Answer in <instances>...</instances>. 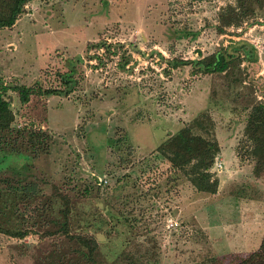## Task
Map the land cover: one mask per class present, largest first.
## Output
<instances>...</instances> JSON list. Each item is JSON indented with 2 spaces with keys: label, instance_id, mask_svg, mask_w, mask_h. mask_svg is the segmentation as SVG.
<instances>
[{
  "label": "rangeland",
  "instance_id": "374dc122",
  "mask_svg": "<svg viewBox=\"0 0 264 264\" xmlns=\"http://www.w3.org/2000/svg\"><path fill=\"white\" fill-rule=\"evenodd\" d=\"M227 3L235 0H31L0 29L3 84L62 90L25 103L3 92L13 131L49 140L33 153L0 140V178L33 181L38 193L15 197L0 183V227L30 230L0 233V264H85L73 241L46 234L61 220L59 194L69 234L96 240L98 264L123 253L135 263L122 264H231L257 248L264 170L253 173L243 128L264 101V0L219 32ZM228 45L238 57L223 72L187 62ZM184 126L217 144L214 193L197 192L155 151Z\"/></svg>",
  "mask_w": 264,
  "mask_h": 264
},
{
  "label": "trees",
  "instance_id": "16d2710c",
  "mask_svg": "<svg viewBox=\"0 0 264 264\" xmlns=\"http://www.w3.org/2000/svg\"><path fill=\"white\" fill-rule=\"evenodd\" d=\"M28 1L31 0H0V29L11 27ZM254 1L256 0H235L234 6L227 3L218 14V31H222V27L226 25H238L245 14L252 12V3ZM237 57L238 53L235 51V46L228 45L223 49H218L202 56L200 59L187 62L191 63L200 73H220L225 71ZM173 65H176V63ZM63 82L64 85H67L68 79H64ZM8 89L17 93L21 103L27 102L31 94L58 95L62 90L41 88L39 86L34 88V86L21 84L6 85L0 80V140L4 143V147L8 148L12 153H19V149L31 153L37 149L46 150L49 136L44 131L24 128L21 130L22 132L13 131L11 127L13 114L9 108V99H5L2 96L3 92ZM12 132L15 133L14 137H7ZM243 134L249 144L247 154L253 160L252 171L257 175L264 170V101L257 102L250 107ZM155 151L168 163L172 171L179 172L197 192H215L217 182L212 178L211 172H209V168L218 151L215 142H211L198 134H193L190 126H184L175 134L159 143ZM12 182L18 183V180H13L9 177L0 178V183L4 184L2 186L4 192L13 194L15 197L16 195H24L27 198L38 194L37 184L33 181L19 186H15ZM59 198L62 202V208L60 209L61 220L58 222L54 221L57 224V228L52 231H46V234H63L81 250V256H77L78 259H81L82 262L84 261L85 264H98L96 260L98 248L96 240L80 233L69 234L67 222L69 202L65 195L59 194ZM29 231L28 229L13 231L0 227V233L15 238H23ZM123 255L124 253L118 254L110 264H122V261L130 262L133 260V258L129 257L130 254H126L122 260L121 256ZM119 257H121L120 260ZM132 263H135L134 260ZM209 264L222 263L218 258H211ZM231 264H264V230L257 248L247 255L237 258Z\"/></svg>",
  "mask_w": 264,
  "mask_h": 264
},
{
  "label": "built area",
  "instance_id": "2783aa9c",
  "mask_svg": "<svg viewBox=\"0 0 264 264\" xmlns=\"http://www.w3.org/2000/svg\"><path fill=\"white\" fill-rule=\"evenodd\" d=\"M214 165L220 167V162L218 163L217 161H215Z\"/></svg>",
  "mask_w": 264,
  "mask_h": 264
}]
</instances>
